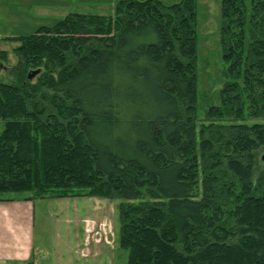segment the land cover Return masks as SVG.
<instances>
[{
    "label": "trees",
    "instance_id": "obj_1",
    "mask_svg": "<svg viewBox=\"0 0 264 264\" xmlns=\"http://www.w3.org/2000/svg\"><path fill=\"white\" fill-rule=\"evenodd\" d=\"M195 22L194 0H119L0 38L18 57L0 200H120L125 264H264V0H222L225 81L198 144Z\"/></svg>",
    "mask_w": 264,
    "mask_h": 264
},
{
    "label": "rangeland",
    "instance_id": "obj_2",
    "mask_svg": "<svg viewBox=\"0 0 264 264\" xmlns=\"http://www.w3.org/2000/svg\"><path fill=\"white\" fill-rule=\"evenodd\" d=\"M62 1L68 4L62 5L63 3H60ZM118 1L114 0V3ZM160 1L171 4L180 0ZM194 2L197 80L194 91L193 123L196 127L198 144L200 128L208 126L212 121L216 122L207 114L211 106L220 104V90L225 81L223 75L225 65L220 46L222 0H194ZM114 3L113 0H52L47 10L42 11L43 14L48 11V14L41 16L38 15L41 11L30 14L28 9L35 7L38 10L42 4L34 0H15V13H12L10 8L6 13H1L3 18L0 20V26L10 28V32L15 36L28 35L43 25H53L57 20L54 18V12L65 10V7L68 12L78 10L82 13L98 14L102 13L99 9H106L102 14L113 15ZM16 44V42L0 41V49L6 50L8 54L5 60H0V82L9 83L13 80L10 69L18 61V57L12 52ZM34 71L38 72L29 78V73ZM38 73L39 69L31 70L27 77L33 81ZM1 129L2 120H0V131ZM261 165L264 166L262 160ZM7 195L22 198L26 194ZM32 201L35 249L31 261L23 264H125L127 250L118 244L120 220L117 205L120 200L76 196L37 198Z\"/></svg>",
    "mask_w": 264,
    "mask_h": 264
},
{
    "label": "crops",
    "instance_id": "obj_3",
    "mask_svg": "<svg viewBox=\"0 0 264 264\" xmlns=\"http://www.w3.org/2000/svg\"><path fill=\"white\" fill-rule=\"evenodd\" d=\"M34 1L42 5L39 6L38 10H36L35 7L29 8L28 11L30 14L41 11L38 15L46 16L45 14H48V11L45 14H43L42 11L47 10L46 8L52 0ZM60 3H63L62 5L68 4L65 1ZM115 3L113 4V9ZM9 8L12 13H15V0H0V20H2L3 14L6 13ZM105 10L106 9H99V11L102 13H104ZM111 11L109 13H111ZM68 13L71 12H68L67 7H65V10H59L57 12L55 11L53 15H55L54 18L57 19V22ZM72 13L82 12L75 10ZM102 13L99 15H104ZM10 31V28H3L0 26V38L6 36H15V34ZM6 198L7 199L0 200V264L27 263L33 258L35 249L33 226L34 204L32 200L15 198L13 195H7Z\"/></svg>",
    "mask_w": 264,
    "mask_h": 264
},
{
    "label": "water",
    "instance_id": "obj_4",
    "mask_svg": "<svg viewBox=\"0 0 264 264\" xmlns=\"http://www.w3.org/2000/svg\"><path fill=\"white\" fill-rule=\"evenodd\" d=\"M38 71H34L32 73H29L28 77L31 78L32 76H34V74H36ZM261 160L264 162V153L261 155Z\"/></svg>",
    "mask_w": 264,
    "mask_h": 264
}]
</instances>
